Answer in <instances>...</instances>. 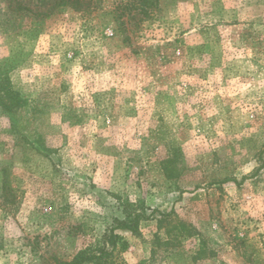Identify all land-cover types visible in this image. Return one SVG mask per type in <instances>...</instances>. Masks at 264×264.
<instances>
[{
  "label": "rangeland",
  "instance_id": "obj_1",
  "mask_svg": "<svg viewBox=\"0 0 264 264\" xmlns=\"http://www.w3.org/2000/svg\"><path fill=\"white\" fill-rule=\"evenodd\" d=\"M10 1L0 264L69 262L127 201L155 213L115 264H264V0Z\"/></svg>",
  "mask_w": 264,
  "mask_h": 264
},
{
  "label": "trees",
  "instance_id": "obj_2",
  "mask_svg": "<svg viewBox=\"0 0 264 264\" xmlns=\"http://www.w3.org/2000/svg\"><path fill=\"white\" fill-rule=\"evenodd\" d=\"M13 1L15 0L10 1V10H22L23 7L20 4H17L18 8H13ZM93 1L94 0H60L58 5H67L76 11L89 13L96 9V5H93ZM127 6L130 7V9L127 8L129 11L140 7L133 3ZM151 6H153L152 3L150 4V7ZM144 9L145 8H142V11H144ZM39 15L47 17L49 16V13H41ZM124 15L125 14L122 13L120 18L123 19ZM18 105V94L10 87L5 93H0V110L2 113L7 114L8 116H13L16 113ZM11 124H14L13 120H11ZM262 154H264V152L261 153V156ZM8 189L9 184L5 181L3 184V190L7 193ZM122 212L124 217L122 219L116 218L103 234L100 241L87 246L85 249L78 252L71 261L63 264H115V252L119 248L120 243L122 242V246L126 245L123 237L118 232L126 231L134 236L139 235L140 223L154 217L155 210H152L150 212L151 214H148V209L143 202L131 203L127 201L122 206ZM162 215L165 217L169 216L164 213Z\"/></svg>",
  "mask_w": 264,
  "mask_h": 264
}]
</instances>
